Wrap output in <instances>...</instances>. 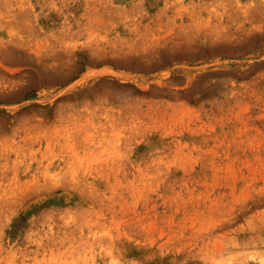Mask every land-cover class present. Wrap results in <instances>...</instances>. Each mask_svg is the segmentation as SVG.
I'll return each instance as SVG.
<instances>
[{
  "label": "rangeland",
  "instance_id": "rangeland-1",
  "mask_svg": "<svg viewBox=\"0 0 264 264\" xmlns=\"http://www.w3.org/2000/svg\"><path fill=\"white\" fill-rule=\"evenodd\" d=\"M0 264H264V0H0Z\"/></svg>",
  "mask_w": 264,
  "mask_h": 264
}]
</instances>
